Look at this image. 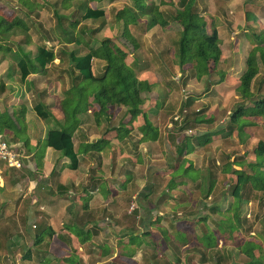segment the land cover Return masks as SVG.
Returning a JSON list of instances; mask_svg holds the SVG:
<instances>
[{"label":"crops","instance_id":"1","mask_svg":"<svg viewBox=\"0 0 264 264\" xmlns=\"http://www.w3.org/2000/svg\"><path fill=\"white\" fill-rule=\"evenodd\" d=\"M98 4L94 1L91 6L102 8ZM0 41V137L21 151L25 163L21 169L2 167L0 264H232L233 260L234 264H256L252 261L261 257L259 249L263 247L264 251V234L250 231L252 226L248 221L244 226L243 214L237 210L243 203L252 204L260 199L247 196L252 192L247 188L239 197L235 195L236 170H244L237 153L229 155L220 151L219 145L226 138L216 136L201 146L196 140L208 130L222 128L226 121L221 123L217 115L215 123H191L192 129L180 130L174 127L173 117L167 119L173 112L213 108V99L220 97L213 94L217 83L206 82L203 87H197L200 80L206 79L205 75L179 85L181 82L176 81V77L181 76L174 73L175 65L173 72L168 73L167 63L156 57L155 64L163 71L158 73L144 66V62L154 57L143 59L129 54L126 64L151 88L150 94L144 95L141 108L157 128L156 137L142 140L139 128L144 117L140 114L131 119L125 106L115 107L113 115L101 116L98 120L93 114L77 115L73 118L72 140L79 164L71 169L68 158L61 151L45 146L43 141L47 130L72 122L70 112L63 106L65 90L70 84L66 67L55 58L46 69L20 79L17 62L7 56L5 50L14 45L32 53L33 44L20 40L17 43L13 39ZM63 41L62 37L58 39L60 43L69 44ZM58 42L52 44L55 49ZM95 61L100 72L95 68ZM223 62L227 64L228 58ZM92 63L94 73L102 74L104 61L94 58ZM165 72L168 75H164ZM229 75L234 79L239 76ZM178 87L188 88L187 97L192 104L185 107L187 97L181 96L179 109L175 110L167 105ZM219 89V93L225 90L238 98L235 84ZM91 91L90 88L88 102L92 107L88 108V113L98 106L94 100L95 89ZM206 93L213 99L207 100ZM197 101L200 104H196ZM38 103L49 113L46 119L37 115L34 106ZM160 115L165 121L159 119ZM122 124L129 133H121L120 138L116 127ZM200 128L203 129L197 131ZM193 130L199 133L192 136L189 131ZM185 136L188 143L180 157ZM237 136L233 132L229 138ZM99 139L107 140L100 150L84 147ZM213 145V152L207 154ZM163 159L167 168L158 164ZM148 162H153L154 166L145 174L146 184L138 177L120 187L125 171L136 173L145 169ZM227 164L231 171L223 169ZM194 168L207 171V184L199 177L191 179L187 174L178 173L179 169L187 173ZM245 172H251L249 163ZM159 177L164 178L163 186L158 183ZM225 177L233 178V184L229 185ZM171 179L175 183L168 186ZM196 200L204 201L206 212L203 215L195 211ZM226 223L236 228L227 229ZM227 233L233 236L232 240Z\"/></svg>","mask_w":264,"mask_h":264},{"label":"trees","instance_id":"2","mask_svg":"<svg viewBox=\"0 0 264 264\" xmlns=\"http://www.w3.org/2000/svg\"><path fill=\"white\" fill-rule=\"evenodd\" d=\"M100 2L103 0H61L64 13H54L58 22V36L63 38V42H58L56 49L46 41H42L35 46L32 53H27L23 49L10 45L6 48L7 56L14 59L19 70L20 79H24L30 73L38 70L46 69L54 63L55 58H59L60 62L66 67L65 71L68 75L70 84L65 90V98L63 106L66 112H70L72 122L61 128L47 130L44 137V145L53 147L55 150L61 151L68 158L69 167L76 169L79 164L78 154L74 149L72 140L73 134V118L82 114H93L98 120L101 116L108 118L113 114L116 106H125L134 119L137 115L144 117L143 123L139 130L142 132V140L154 139L156 137L157 128L148 119L147 113L141 108L145 102V96L151 92L150 85L147 81H140L136 71L125 62L128 53H132L139 45L136 42L132 26L137 27L141 32L150 30L156 26L165 27L167 23L174 22L179 26L177 37L174 40L175 50L169 52L166 49L160 51V55L167 63V69L173 72V65L176 64L181 72V85H185L191 78L200 79L205 75H209L212 71L222 75L218 82L223 81L226 71L218 70V62L220 61L221 50L219 47L220 39L218 36L217 24L213 20L208 23L205 18L206 6L205 0H176L174 7L168 11H161L157 8L153 0H127L120 7L112 6L110 12L112 20L116 24V31L112 36H105L94 44V38L98 28H93V21L105 17L104 8H94L92 2ZM112 1V0H111ZM245 4H255L254 0H245ZM258 5V4H255ZM245 18L255 20L253 15L250 18V11H245ZM40 15V14H39ZM67 18L71 28L62 27L61 20ZM215 19V18H214ZM15 21L9 17H0V36L4 33L6 36L23 35V28H17ZM34 27L39 29V24ZM76 28V31L73 29ZM24 36V35H23ZM20 37V38H21ZM48 37V36H47ZM253 42L246 57V68L240 76L234 79L235 90L243 99L241 105L236 107L228 115L227 122L218 130H208L196 137L198 145H205L212 141L216 136L223 138L229 137L236 132L239 137L243 138L245 129H254L258 123L264 118V95L257 98L256 89H252L253 81L256 79L260 66L264 67V28L258 32L251 33ZM42 38H44L42 36ZM23 41V38L21 39ZM97 42V41H96ZM168 49V48H167ZM32 56V57H31ZM98 58L104 61L103 71L101 75H96L93 69V59ZM14 65V66H16ZM165 65V64H164ZM166 66V65H165ZM163 66V68H165ZM165 68V69H166ZM94 91V100L97 103V109L87 112L92 104L88 102L89 89ZM91 91V92H92ZM76 94V95H75ZM77 96L75 101H71L72 97ZM252 97L254 99H252ZM192 104L191 99L187 97L184 100V106L188 107ZM83 105L84 108H80ZM34 109L38 116L46 119L49 113L45 110L41 103L35 104ZM69 110V111H68ZM205 109L182 110V116L172 120L174 127L180 130H187L196 122H212V118H202ZM116 132L122 138L121 133L126 135L128 129L123 124L116 127ZM187 138L185 136L181 142L179 156L183 154V150L187 146ZM107 143L105 139L96 140L84 147L100 150L101 146ZM257 155L256 160L249 163L251 172H237V180L235 184V195L239 197L240 192L247 188L256 193L261 191L260 199L264 197V171L262 170L264 160V142L259 141L254 149ZM228 164L223 169H228ZM188 171V170H187ZM174 179V177H172ZM171 179L167 183L172 186L175 181ZM238 215V214H236ZM227 229L234 228L233 225L226 223ZM230 240L233 236L226 234ZM228 238V239H229ZM37 240H41L37 237ZM256 264H264L261 259L253 258Z\"/></svg>","mask_w":264,"mask_h":264},{"label":"rangeland","instance_id":"3","mask_svg":"<svg viewBox=\"0 0 264 264\" xmlns=\"http://www.w3.org/2000/svg\"><path fill=\"white\" fill-rule=\"evenodd\" d=\"M126 1L127 0H112V1L103 0L102 2H99L98 6L105 9L106 15L104 18H100L98 20L93 21V28L94 29L98 28V31L94 35L95 40L99 41L100 39L104 38L106 35L108 37L114 34V32L116 31V24H114L112 20V15H111L110 10L113 5L116 7H120ZM153 1L156 3L157 8L161 11L171 10L172 7H174V3L176 2V0H153ZM254 2L255 4H258V5L245 4V0H236V1L235 0H205L204 1L205 3L204 5L206 6L205 18L207 22L210 23L213 20V22H215L217 26H219L218 36L220 39L219 47L221 50V56H220V61L217 64L218 70L220 69L223 71V68L227 66L228 68L229 66L233 67L232 65L235 63L234 67L231 70L226 68L224 69V72L228 70L230 74H236V76L238 75L240 76L241 73L246 68L247 52L252 47L253 42H255V39L252 40L251 33L253 31L258 32L260 31V29L264 28V0H254ZM56 10L59 14L65 12V9L62 7L61 0H0V17L1 16L9 17L11 20H13V22L15 21L16 23L20 24L23 28V35H24V36L22 35V37L16 36V38L13 39L12 36L8 37L6 36L7 34L4 33L3 35L5 36L4 37L0 36V40L4 39V40L12 41L13 39V40H16V42L18 43V40L21 41V39L23 38L24 43H29L31 45L33 44L32 49H34L35 48L34 46L42 42L44 39H45L44 41L48 39L49 41H46V42L47 44H50V45L56 41L58 42V39L60 38L58 37V31L60 30L59 29L60 27H58L57 25L58 22L56 20V16L54 15ZM246 10L251 12L249 14L251 19H253L252 16L254 15L257 20L255 19V20L248 21L246 18L244 19ZM216 20H218L219 23H217ZM36 23L39 24V29H36L34 27ZM61 25L62 27L71 26L67 18L61 20ZM21 26L17 25V28L22 29ZM154 28L155 29L153 31L151 29L150 31L147 30L145 32H141L137 27L135 26L131 27V30L134 33L136 42L139 41V45L135 48V50L132 53H128L126 55L125 60L127 62L130 60L129 54H134L143 59L154 57L153 60L147 63L143 61L144 66L146 67V70H148V68H153L155 69V72L158 71L159 73V71H161L162 73L163 71L161 70L160 66L158 65L156 66L155 64L156 63L155 61L157 60L156 57L162 58V56L159 53L162 49H166L167 52H169V56H171V52L175 50L176 45L174 44V40L177 37V30L179 29V26L176 23L171 22V23H167L165 27L156 26ZM1 34L2 33H0V35ZM139 35L141 37L138 39ZM42 36L44 38H42ZM97 43L98 42L96 41L94 42V44H97ZM154 44L156 45V47L154 46ZM225 57L228 58L229 63L227 62V64L223 62V59ZM147 65H148V68H147ZM174 65L177 67V71H174V73L175 74L179 73L181 75V72L179 71L178 66L176 64ZM259 66H260V69H259L258 75L256 79L253 81V85L251 87L253 90L254 89L257 90L255 91L257 93V98L264 95V67L262 64H259ZM95 68L96 70H98V72H100L99 66L97 65L96 61H95ZM100 70L103 71V68ZM168 73H171V72L168 71ZM229 73L226 71L225 75L223 76L224 77L223 81L218 82L219 79L222 78V75L218 74L217 72L215 73L214 71H212L209 75H207L205 80L203 78L202 80H200L199 84L197 85V87H201L206 82L207 84H211V85L213 83L214 84L217 83L215 87L216 90L215 92H213V94L215 95L219 94L220 97L213 99V97L210 96L211 94L207 95L208 93H206L207 100L210 101L211 99H213L214 106L213 108H211L210 106L208 109H205L204 114L201 115L202 118H205V117L212 118V123H215L217 121L216 120L217 115H219L220 117L219 119H222L221 123L225 121L227 122L226 118H228V115L232 112V110H234L236 107L241 105L243 102V99L237 93L236 94L238 95V98L233 96V93L231 92L226 93L225 90H222L223 92L221 91V93H219L220 86L227 87L232 82H234V78H232V76H230ZM163 74L166 75L167 72ZM99 75L101 74L99 73ZM178 80L179 82H181L180 77H176V81ZM177 90L178 91H174L173 95L170 96L168 100V105H167L169 108L172 107L175 110H177V108L179 109V102H178L179 98H182V97L184 98L189 95L188 88H184V89L182 88L181 90V88L178 87ZM76 97L77 96L72 97L71 101H75ZM252 99L254 98L252 97ZM195 103L200 104L198 103V101ZM197 107L198 106H196L195 108ZM80 108H84V106L81 105ZM199 108H201V106H199ZM182 113L184 112H176V113L173 112V114L167 119H172V117H173V120H175L176 117L177 119H179ZM163 115H160L159 119H162V121H165V119H163ZM159 119H157L156 121H158ZM191 123H192V120H191ZM189 127L191 128V125ZM200 127H203V126H200ZM202 129L203 128H200V130H197V131H201ZM189 132L190 134H193L192 136L199 133V132H196V130L195 131L193 130L192 132L189 131ZM244 133H248V134L242 135L243 138L239 136H237L236 138L226 137V140L222 141V143L219 146H220L221 152L228 153L229 155H233L237 153L238 154L237 156H239L237 159L239 160L240 167L245 172V170L248 171V163H252L256 160L257 155L254 153V149L258 145L259 141L264 142V118L258 123L257 127H255L254 129H250V128L245 129ZM240 142H242V145ZM214 148H215L214 145L211 146V148L208 149L209 151L207 154L211 155ZM107 149L108 147L106 148V151ZM158 164H160V166L164 168H167L168 166L165 159L160 160ZM221 164L222 162L220 163V166ZM151 166H154V163L148 162L147 165H145V169L142 168L141 170L136 171V173L125 171L123 173L124 178L122 179L124 182L120 184V187L124 186V183L128 185L130 181L138 177L143 178V181H144L145 174H148L147 172L149 171V167ZM228 169H229L228 171H231V168H228ZM184 170L185 169H179L178 173L187 174L188 175L187 177L191 179H194V178L196 179L199 177V180H202V182L206 184H207V181H209V178L207 177V171H205L204 169H200V170L196 168L188 169L187 173H185ZM262 170L264 171V160H263ZM134 173L136 176H134ZM159 178H160L159 181L158 180L157 181L160 186H163L164 178L162 177H159ZM225 179L228 180L227 182L229 185H232L234 182L233 178L231 177L228 179L225 177ZM146 182L147 181H144L145 184ZM260 195L262 196V194H260V191L256 193L251 192L247 194V196H250V198H253V199H260ZM203 204H204V201L196 200V206H195L196 210L195 211L198 214L203 215L206 212V208H204ZM237 212H240L243 214L242 219L245 220V222L243 223L244 226H245L246 221H248L251 224L252 227L250 231H254L255 234L257 233H260V235L264 234V200L260 199L259 202H256V203L254 202L252 204L243 203V206H241V208H239ZM247 216H250V217L247 218ZM212 227L215 228V226H212ZM260 243L263 245L264 242L262 243L260 241ZM23 250H25V248H23ZM258 252L261 254L260 255L261 261H264L263 247L259 249Z\"/></svg>","mask_w":264,"mask_h":264},{"label":"built area","instance_id":"4","mask_svg":"<svg viewBox=\"0 0 264 264\" xmlns=\"http://www.w3.org/2000/svg\"><path fill=\"white\" fill-rule=\"evenodd\" d=\"M25 165L21 151L8 140L0 137V179L2 167L21 169Z\"/></svg>","mask_w":264,"mask_h":264},{"label":"water","instance_id":"5","mask_svg":"<svg viewBox=\"0 0 264 264\" xmlns=\"http://www.w3.org/2000/svg\"><path fill=\"white\" fill-rule=\"evenodd\" d=\"M235 262H234V260H233V262H232V264H234Z\"/></svg>","mask_w":264,"mask_h":264}]
</instances>
